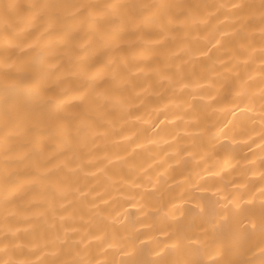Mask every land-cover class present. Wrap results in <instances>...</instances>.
Segmentation results:
<instances>
[{"label":"bare ground","instance_id":"1","mask_svg":"<svg viewBox=\"0 0 264 264\" xmlns=\"http://www.w3.org/2000/svg\"><path fill=\"white\" fill-rule=\"evenodd\" d=\"M44 2L0 0L5 259L264 264V0Z\"/></svg>","mask_w":264,"mask_h":264},{"label":"clouds","instance_id":"2","mask_svg":"<svg viewBox=\"0 0 264 264\" xmlns=\"http://www.w3.org/2000/svg\"><path fill=\"white\" fill-rule=\"evenodd\" d=\"M48 4H49V0H45L44 4L42 5V7L40 8L38 14H44L45 12L49 11L48 8ZM237 5H233V7H237ZM74 14V13H73ZM52 42L49 43V41H34L31 45H28L27 47H39L41 50L47 49L49 47H51ZM53 65H46L44 67V79L45 81H47V79L51 78L53 81H55L56 79H58V77H54L52 75V73L54 72V70L56 69L57 66ZM5 249L0 248V264H14V262L11 259H5L4 253H5Z\"/></svg>","mask_w":264,"mask_h":264}]
</instances>
